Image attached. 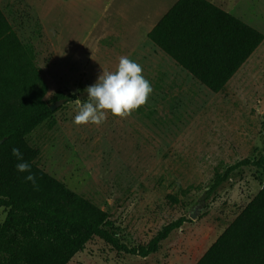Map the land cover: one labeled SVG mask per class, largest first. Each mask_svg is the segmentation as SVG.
<instances>
[{"label":"rangeland","instance_id":"1","mask_svg":"<svg viewBox=\"0 0 264 264\" xmlns=\"http://www.w3.org/2000/svg\"><path fill=\"white\" fill-rule=\"evenodd\" d=\"M264 34V0H211ZM176 0H0L24 43L33 45L58 103L29 143L37 164L110 214L119 238L145 244L167 223L230 207L235 215L260 189L264 171L240 167L209 196L217 174L264 156V40L227 85L213 93L163 54L147 33ZM128 56L153 88L126 118L76 125L86 87ZM78 100L54 102L57 91ZM261 177H260V175ZM260 177L261 183L255 178ZM6 215L0 208V223ZM195 218V219H196ZM91 240L68 264H155ZM157 263V262H156ZM158 264V263H157Z\"/></svg>","mask_w":264,"mask_h":264},{"label":"trees","instance_id":"2","mask_svg":"<svg viewBox=\"0 0 264 264\" xmlns=\"http://www.w3.org/2000/svg\"><path fill=\"white\" fill-rule=\"evenodd\" d=\"M176 65L213 93H219L264 40V34L209 0H177L147 33ZM48 85L32 44L24 43L0 9V264H68L97 238L121 254L146 258L188 216L164 225L149 241L128 246L110 214L71 190L37 164L40 150L28 135L55 110L45 100ZM79 94L57 91L52 101ZM19 148L31 165L35 185L19 172L12 155ZM240 167L264 171V156L245 158L217 174L209 196ZM260 175V174H259ZM261 177V175H260ZM258 177L261 183V178ZM197 264H264V182Z\"/></svg>","mask_w":264,"mask_h":264},{"label":"clouds","instance_id":"3","mask_svg":"<svg viewBox=\"0 0 264 264\" xmlns=\"http://www.w3.org/2000/svg\"><path fill=\"white\" fill-rule=\"evenodd\" d=\"M142 73L143 68L136 61L128 56L119 57L115 70H103L95 83L86 87L87 101L77 106L73 122L99 126L106 121L109 111L119 118L130 116L147 103L153 91L150 81ZM11 151L20 161L16 164L17 171L29 173L24 179L35 185L36 177L31 173V165L23 160L20 149L13 147Z\"/></svg>","mask_w":264,"mask_h":264},{"label":"crops","instance_id":"4","mask_svg":"<svg viewBox=\"0 0 264 264\" xmlns=\"http://www.w3.org/2000/svg\"><path fill=\"white\" fill-rule=\"evenodd\" d=\"M209 1L214 3L211 0ZM214 4L217 5L216 3ZM222 9L227 11L224 8ZM160 51L163 54H165L162 50ZM166 56L169 59H171L168 55ZM171 60L174 62L173 59ZM230 203H228V207L224 208L223 212L221 213L212 211L206 216H203L201 218L197 217L196 219H191L189 214L188 217L192 220V222H186L179 229L171 232L170 235L160 243V247L155 253H152L148 257L142 259L144 261L151 259L153 261H156L158 264H197L199 260L205 255V253L209 250V248L222 235V233L229 226V224L247 205V203L243 205L240 209H238V212L233 216L231 215L230 207H229L231 206L232 208L233 205ZM156 262L154 263L157 264Z\"/></svg>","mask_w":264,"mask_h":264},{"label":"water","instance_id":"5","mask_svg":"<svg viewBox=\"0 0 264 264\" xmlns=\"http://www.w3.org/2000/svg\"><path fill=\"white\" fill-rule=\"evenodd\" d=\"M58 105V103H56V104H54V105H50V109L51 110H55L56 109V106ZM0 143H1V141H0ZM190 218L191 219H195L196 218V213H192V214H190Z\"/></svg>","mask_w":264,"mask_h":264}]
</instances>
